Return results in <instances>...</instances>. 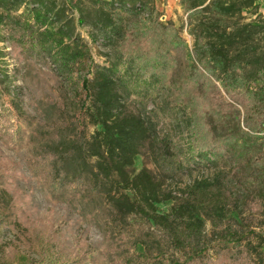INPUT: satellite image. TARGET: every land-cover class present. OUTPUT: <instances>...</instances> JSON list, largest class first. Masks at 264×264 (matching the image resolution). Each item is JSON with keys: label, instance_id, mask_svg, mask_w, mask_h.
Here are the masks:
<instances>
[{"label": "trees", "instance_id": "trees-1", "mask_svg": "<svg viewBox=\"0 0 264 264\" xmlns=\"http://www.w3.org/2000/svg\"><path fill=\"white\" fill-rule=\"evenodd\" d=\"M179 1L193 41L175 87L183 40L154 0H0V143L30 144L17 75L50 65L66 126L34 149L32 177L52 202L101 203L114 227L107 252L64 250L11 201L0 264H33L20 243L38 264H264V18L257 0ZM143 151L156 175L135 170ZM17 174L0 157V198Z\"/></svg>", "mask_w": 264, "mask_h": 264}, {"label": "rangeland", "instance_id": "rangeland-1", "mask_svg": "<svg viewBox=\"0 0 264 264\" xmlns=\"http://www.w3.org/2000/svg\"><path fill=\"white\" fill-rule=\"evenodd\" d=\"M154 4L159 21L162 24H171L179 31V36L183 40L179 47L171 50L176 63L172 82L176 87L188 73L187 53L191 50L193 40L187 32L186 14L179 0H154ZM257 4L258 13L264 18V0H257ZM243 17L249 18L251 15L243 13ZM82 35L84 36L83 31ZM99 50L102 51L101 48ZM92 52L95 61L101 62L102 59H98L94 51ZM17 77V84L22 87L26 113L24 121H20V129L25 132L30 144L19 149H11L0 143V157L17 164L19 170V174L11 179L10 190L0 198V209L8 208L11 201L17 202L19 208L25 212L24 221H39L54 237L58 248L76 251L80 244L85 243L94 256L107 252L109 243L105 236L111 233L114 227L109 222L103 205L101 203L86 205L83 201L75 199L52 202L32 177L34 149L45 144L52 145L49 133L57 128L64 129L66 126L64 116L66 95L59 79L50 70V65L27 59ZM206 122L213 128L210 116H207ZM141 167H145L152 174H157L146 151H143V155L135 162V170ZM71 174L70 172L69 176ZM200 177L201 175L196 173L191 177L185 176L179 186L182 187ZM165 207L162 206L163 209ZM205 230L207 234L211 232L208 222ZM21 231L22 226L18 228V232ZM20 244L21 252L28 255L33 264H38V255L24 243ZM1 248L0 242V250Z\"/></svg>", "mask_w": 264, "mask_h": 264}]
</instances>
